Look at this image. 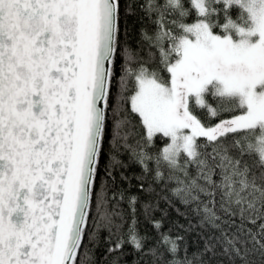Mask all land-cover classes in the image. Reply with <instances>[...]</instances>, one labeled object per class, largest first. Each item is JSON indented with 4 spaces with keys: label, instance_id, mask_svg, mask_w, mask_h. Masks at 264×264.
<instances>
[{
    "label": "snow or ice",
    "instance_id": "6c2138e0",
    "mask_svg": "<svg viewBox=\"0 0 264 264\" xmlns=\"http://www.w3.org/2000/svg\"><path fill=\"white\" fill-rule=\"evenodd\" d=\"M0 264H264V0H0Z\"/></svg>",
    "mask_w": 264,
    "mask_h": 264
}]
</instances>
